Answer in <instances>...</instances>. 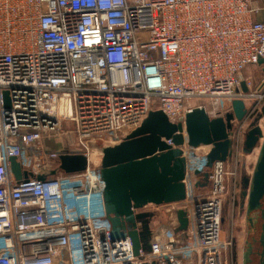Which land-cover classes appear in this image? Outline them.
<instances>
[{"label": "built area", "instance_id": "built-area-1", "mask_svg": "<svg viewBox=\"0 0 264 264\" xmlns=\"http://www.w3.org/2000/svg\"><path fill=\"white\" fill-rule=\"evenodd\" d=\"M262 14L264 0H0V264H227L223 212L264 104V75H242L264 58ZM235 99L247 113L232 120L231 159L208 168L211 145L189 146L184 130L185 199L131 207L154 214L150 251L113 239L89 142L121 140L151 110L173 122L195 106L217 117ZM62 153L85 154L87 167L64 172ZM12 157L32 175L19 178ZM196 170H209L206 185Z\"/></svg>", "mask_w": 264, "mask_h": 264}, {"label": "water", "instance_id": "water-1", "mask_svg": "<svg viewBox=\"0 0 264 264\" xmlns=\"http://www.w3.org/2000/svg\"><path fill=\"white\" fill-rule=\"evenodd\" d=\"M259 64H264V58L259 60ZM242 88L248 91L245 81L242 82ZM3 94L6 106H9V94L7 91ZM232 107V111L212 117L203 106H195L178 122L171 121L161 109L151 110L138 128L116 143L103 148L100 173L105 184L104 201L113 239L128 234L133 241L135 254H138L140 249L150 251L154 214L144 212L135 217L131 207H141L147 203L179 202L185 199L187 158L181 148L185 142L184 130L189 146L211 145L206 156L208 168H211L215 161L230 160L233 154V140L230 136L232 120L234 118L242 120L247 113L246 104L242 99L233 100ZM263 118L264 104L250 122L243 146L244 154H250L260 145L257 162L251 175L246 173L245 162L243 163L241 180L248 213L261 209L263 218L259 264H264V208H262L264 129L261 125ZM87 165L88 157L83 153L60 155V168L66 173L82 171ZM11 168L19 178H28L32 175L22 168L17 157L11 158ZM196 174L203 176V180H199L197 185L203 186L208 183L209 170L203 172L196 170ZM36 177L45 180L46 175L38 174ZM177 215L179 220L177 230H183L188 223L186 212L179 208ZM136 218L142 222L141 231L133 229ZM151 264L157 262L153 261Z\"/></svg>", "mask_w": 264, "mask_h": 264}, {"label": "rangeland", "instance_id": "rangeland-1", "mask_svg": "<svg viewBox=\"0 0 264 264\" xmlns=\"http://www.w3.org/2000/svg\"><path fill=\"white\" fill-rule=\"evenodd\" d=\"M242 75H246L249 78H251L254 75L253 76L254 81L258 82L264 74L260 66L257 67V65H248L243 70ZM261 125L264 128V118L261 121ZM63 127H69V126L65 124L63 125ZM248 129L249 127L246 129V132ZM62 137L65 145H67V143H69L73 139V135L69 133L62 135ZM117 141L118 138L115 139L113 138V136L109 134H102L95 137L93 140L89 142V148L94 158L93 165L95 167H100L101 165L103 148L107 145L114 144ZM201 149L205 150L206 148H201ZM259 150H260V145L256 146L252 151V153L250 154L245 155L244 153H242L243 154L241 155L242 160L239 164L240 175H241L240 170L243 161H245V164L248 165L246 166V169L248 168L246 170V173L250 175L253 173L254 167L257 162ZM59 174H61V171L59 169H56L54 175H59ZM239 187H240V179L238 182L236 192ZM230 192L223 212L224 223H223L222 235L224 239L231 242L226 249V253H225L226 262L227 264H259L260 262L259 252L262 247L260 243V236L262 233V223H263L262 214L261 212H259L261 209H258L259 211L255 210L250 212L251 213L250 217L253 218L252 219L253 223L251 224L247 220V215L245 210L243 215H238V208L236 207L234 208L235 206L234 196L236 194L233 195L232 193L233 183H231L230 185Z\"/></svg>", "mask_w": 264, "mask_h": 264}, {"label": "flooded vegetation", "instance_id": "flooded-vegetation-1", "mask_svg": "<svg viewBox=\"0 0 264 264\" xmlns=\"http://www.w3.org/2000/svg\"><path fill=\"white\" fill-rule=\"evenodd\" d=\"M242 166H243V164H242ZM242 166H241V170H240L241 171V175L239 173V177H240V187L238 188L237 192L235 193L236 195L234 196V204H235L234 208L235 207L238 208V215H243V213L246 211L247 220L252 224L253 222L251 220L253 218L251 219V217H250V214L251 213H248V211H247V205H246L247 203L245 202V197L243 195V189H242V184H241L242 175H243L242 174V171H243V167ZM245 166H246V164H245ZM246 200H247V198H246ZM262 208H264V200L263 199H262ZM259 212H261V210ZM254 217H256V216H254ZM154 224H155V222H154Z\"/></svg>", "mask_w": 264, "mask_h": 264}, {"label": "crops", "instance_id": "crops-1", "mask_svg": "<svg viewBox=\"0 0 264 264\" xmlns=\"http://www.w3.org/2000/svg\"><path fill=\"white\" fill-rule=\"evenodd\" d=\"M260 17V19H264V14H262V15H260L259 16ZM258 66H260L261 68H262V70H263V74H264V64H262V65H260V64H257V67ZM244 77H246V78H249V77H247L246 75H243ZM254 76V75H253ZM251 77L250 79L254 82V83H256L255 81H254V77ZM246 155V154H245ZM243 162H245V161H243ZM246 166H248V165H246ZM231 167V166H230ZM248 169V168H247ZM246 169V170H247ZM249 171V170H248Z\"/></svg>", "mask_w": 264, "mask_h": 264}, {"label": "bare ground", "instance_id": "bare-ground-1", "mask_svg": "<svg viewBox=\"0 0 264 264\" xmlns=\"http://www.w3.org/2000/svg\"><path fill=\"white\" fill-rule=\"evenodd\" d=\"M264 129V128H263Z\"/></svg>", "mask_w": 264, "mask_h": 264}]
</instances>
